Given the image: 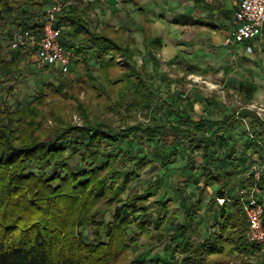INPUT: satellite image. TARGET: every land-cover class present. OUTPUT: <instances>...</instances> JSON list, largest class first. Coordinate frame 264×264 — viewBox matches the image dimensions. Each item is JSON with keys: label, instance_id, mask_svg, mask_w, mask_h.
<instances>
[{"label": "trees", "instance_id": "1", "mask_svg": "<svg viewBox=\"0 0 264 264\" xmlns=\"http://www.w3.org/2000/svg\"><path fill=\"white\" fill-rule=\"evenodd\" d=\"M74 1L61 0L66 8L57 24L68 27L62 42L76 53L78 82L49 65L38 68L36 50L0 53V75L10 76L32 60L50 74L53 94L73 95L78 83L101 100L93 106L75 97L81 125L53 111L57 126L48 136L45 93L38 94L37 102L0 109V264H264V251L248 241L249 224L238 196L236 213H227L224 206L214 241L194 242L205 191L232 180L241 166L220 152L217 139L246 119L253 126L247 149L262 147L264 119L244 107L223 120L197 121L194 105L181 108L180 100L162 97L161 87L152 82L162 64L154 62L155 75H150L146 63L136 59L135 41L125 27L94 26L83 4ZM29 2L0 0V31L5 21L11 42L15 32L36 29L35 18L45 13L47 4L34 0L31 9ZM244 104L250 103L246 99ZM110 108L125 119L121 128L97 116L96 110ZM154 166L161 171L158 178L145 191L131 193L135 183L146 184L143 175ZM188 170L193 172L189 178L184 175ZM191 184L195 192L189 194ZM263 184L264 177L262 189ZM158 193H163L157 201L162 209L174 201L182 203L185 222L172 234L166 229L167 218L153 219L150 212V201ZM218 195L225 196L222 189ZM102 203L114 208L112 220L99 212ZM139 237L148 244L140 245ZM141 248L146 252L139 253Z\"/></svg>", "mask_w": 264, "mask_h": 264}, {"label": "crops", "instance_id": "2", "mask_svg": "<svg viewBox=\"0 0 264 264\" xmlns=\"http://www.w3.org/2000/svg\"><path fill=\"white\" fill-rule=\"evenodd\" d=\"M38 1L47 4L45 12L55 4V0ZM85 1L80 2L94 26L125 27L129 31L135 41L132 49L136 59L142 58L146 65L153 64L152 70L148 65L147 71L150 75H155L154 62L157 61L162 66L182 69L181 72L188 79H213L217 76L222 80L223 88L240 94L244 100L249 101V105L264 107V31L261 36L247 44L224 46L225 39L239 27L236 20L239 0ZM27 2L31 4L29 8L33 9L34 0ZM247 47H252L253 51L249 52ZM177 91L178 89L171 88L172 94ZM178 94V105L181 108L194 105L197 121L201 117L219 121L232 114L226 111L223 102L210 103L208 106L199 99H193L192 102L189 91L184 90ZM247 106L244 104L241 110ZM215 109L219 113L217 117L213 116ZM252 128L250 120L242 119L240 127L217 139L220 152L236 159V165L242 167H239L238 174L232 180L206 190L202 196L197 222L194 223L197 232L194 236L196 245L214 241L224 221V206L227 213L238 211L234 197L238 196L239 189L243 186L240 182L246 181L245 176L252 166L264 162V146L247 149ZM198 160L202 162L201 158ZM219 189L223 190L225 196L219 197ZM261 200L264 202V184ZM170 205L168 209L159 207L154 215L167 218L168 223H175L169 230L172 234L176 226L184 223L185 219L181 213L183 211L180 201ZM173 207L175 210L172 211ZM175 211L178 212L177 215ZM171 252L172 249L167 251L168 257ZM164 254L165 251L161 252V255ZM182 260L180 257V261Z\"/></svg>", "mask_w": 264, "mask_h": 264}, {"label": "rangeland", "instance_id": "3", "mask_svg": "<svg viewBox=\"0 0 264 264\" xmlns=\"http://www.w3.org/2000/svg\"><path fill=\"white\" fill-rule=\"evenodd\" d=\"M78 1L80 2L81 0ZM56 2H61V0H55V3ZM84 2L86 1L84 0ZM96 3H98V1ZM2 22L3 28L0 31V38L2 40V44H0V53L2 52L4 54H9V45H11V38L9 37V35L11 34V30L7 26H5L7 24L5 21ZM126 38H128V34L126 35ZM137 59L139 60L140 65L144 63L142 62V58ZM34 60L36 61V57L34 58ZM73 64L75 70L73 68L72 72L66 76L69 78H74L76 82H78V66L75 65V61L73 62ZM148 65H146L147 70L149 69ZM151 66L153 67V64H151ZM151 66L150 70H152ZM155 70L156 68L154 66V72ZM161 70H163L164 73ZM159 71H161L162 73L156 76L155 79L157 81L155 82L154 79L152 82H154L157 86L161 87L159 90L162 93V97L166 100H170V97H173L174 100H180V96L178 93L184 92V90H186L187 92L189 91L191 93L189 98L192 99V102L193 99H199L200 102L205 101V104L208 106L210 103L216 104L223 102L228 113L237 112L241 110V108L244 106V97L240 94L232 93L228 89L223 88V85H221L222 80L217 78V76H214L213 79H188V77H185V75L181 72L182 69H179L178 67H167L166 65H161ZM47 73H49V71H47ZM94 74L95 76H98V84H101L103 81L99 77L98 72H94ZM50 77V74L47 75L45 71L33 66L32 60L22 63L21 66L16 68L13 74L10 76L0 75V109L4 110L6 108V105H8L9 107H12L11 109L14 110V108L19 105L21 106L29 104L31 102H37L35 98L38 96V94L45 93L47 95V101L46 104L42 107V109L47 113V115H49V119L44 125L46 136H48V132L53 131V129L57 126L55 120L51 115L53 111L61 114L64 118H66L67 122H71L73 125H81L83 123V120L77 110L78 103L75 99L76 96H78L82 101L91 103L93 106L101 104V100L98 99L99 96H97V92L91 91L90 88H88V91H83L84 89L81 87V85H78V83H76V85L73 87V95L69 94L58 96L53 94L51 86L49 84L52 81V78ZM98 86L102 89L100 85ZM171 88L178 89V91L173 95L171 93ZM181 88L183 89L181 90ZM256 106L260 107L259 105ZM96 114L100 117V119L102 118V120H108L111 124L114 125L115 128H121L126 122L125 119L123 120V118H121V116L116 111L111 110V108L108 111L96 110ZM218 114L219 113L215 109L213 116L217 117ZM180 163L182 164V161L178 162V164ZM160 172L161 171L158 169V166L151 167L143 175V180H145L146 184L135 183L130 192L136 193L145 191V189L147 188V184L152 180L154 181L156 178H158ZM178 175L179 172L175 173L174 177L170 179L173 180L178 177ZM184 175L189 178L193 175V172L188 170L184 172ZM201 185H203V181ZM186 192L189 194L195 192L194 185L191 184ZM162 194L158 193V195L154 196L150 201V211L153 214V219H157L158 217H160L154 215V213L158 212L157 209L159 207L157 206V201L161 199ZM169 196H173V194L170 193L168 195V198ZM170 206L171 205H169V208ZM171 209L173 211L175 210V207ZM98 210L99 212H106L107 219L109 221L112 220L114 208L108 207L105 203H102ZM177 213L175 211L176 215ZM174 225L175 223L167 222L166 229L170 230V228ZM89 232L90 233L88 234V238L90 241H92L94 239V236L92 231L89 230ZM138 243L140 245H147L148 241L146 238L139 237ZM160 250H162V246L160 247ZM143 252H146L144 248L139 249V253ZM132 258L133 257H131L130 260H132ZM232 259L235 260V257H233ZM253 264L258 263L254 262Z\"/></svg>", "mask_w": 264, "mask_h": 264}, {"label": "built area", "instance_id": "4", "mask_svg": "<svg viewBox=\"0 0 264 264\" xmlns=\"http://www.w3.org/2000/svg\"><path fill=\"white\" fill-rule=\"evenodd\" d=\"M65 8V4L56 2L45 13L35 18L36 29L15 32L10 49L36 50L35 65L38 68L49 65L64 75L70 74L76 53L62 42V36L68 27L57 24L58 16ZM236 20L239 27L225 39V47L247 44L262 35L264 0H239ZM247 50L253 51L252 47H247ZM247 108L264 119V107L248 105ZM263 177L264 162L252 166L245 176L252 184L243 185L238 192V201L249 224L248 241L258 245L262 251H264V205L261 203L263 189L260 182Z\"/></svg>", "mask_w": 264, "mask_h": 264}]
</instances>
